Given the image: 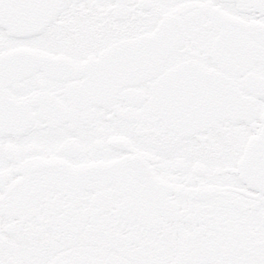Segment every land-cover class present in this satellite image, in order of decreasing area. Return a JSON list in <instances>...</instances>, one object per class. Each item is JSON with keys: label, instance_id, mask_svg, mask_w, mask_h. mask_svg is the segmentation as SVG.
Listing matches in <instances>:
<instances>
[{"label": "snow or ice", "instance_id": "1", "mask_svg": "<svg viewBox=\"0 0 264 264\" xmlns=\"http://www.w3.org/2000/svg\"><path fill=\"white\" fill-rule=\"evenodd\" d=\"M0 264H264V0H0Z\"/></svg>", "mask_w": 264, "mask_h": 264}]
</instances>
